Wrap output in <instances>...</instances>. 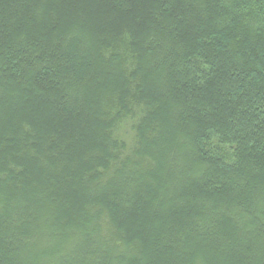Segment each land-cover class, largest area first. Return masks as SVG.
Returning a JSON list of instances; mask_svg holds the SVG:
<instances>
[{
    "label": "trees",
    "instance_id": "obj_1",
    "mask_svg": "<svg viewBox=\"0 0 264 264\" xmlns=\"http://www.w3.org/2000/svg\"><path fill=\"white\" fill-rule=\"evenodd\" d=\"M103 215L108 264H264V0H0V264Z\"/></svg>",
    "mask_w": 264,
    "mask_h": 264
},
{
    "label": "rangeland",
    "instance_id": "obj_2",
    "mask_svg": "<svg viewBox=\"0 0 264 264\" xmlns=\"http://www.w3.org/2000/svg\"><path fill=\"white\" fill-rule=\"evenodd\" d=\"M140 113V108H138V106L134 107L131 114L121 117V119L117 122L111 132L113 139L123 145L122 152L124 158L130 156V154H132L133 152V149L135 148V130L137 122L140 118ZM95 235L100 240L99 246H97L98 244H96L97 247H87V249L84 251H75V253L73 252L74 256H72L74 257V259H82L83 256L80 255L79 252H83L85 254L84 256H87L88 258H83L85 262H87L85 264H108V262L103 259L105 255L104 251L107 246L109 248L111 247L113 251L121 250L122 246L120 245V241L106 215H103L100 218L95 230ZM103 243L105 244V246H103Z\"/></svg>",
    "mask_w": 264,
    "mask_h": 264
}]
</instances>
